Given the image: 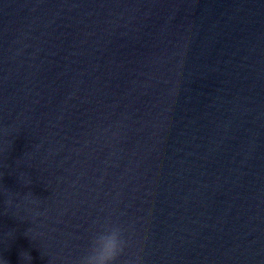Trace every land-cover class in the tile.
<instances>
[{
  "label": "water",
  "instance_id": "water-1",
  "mask_svg": "<svg viewBox=\"0 0 264 264\" xmlns=\"http://www.w3.org/2000/svg\"><path fill=\"white\" fill-rule=\"evenodd\" d=\"M106 219L114 264H264V0H0V259Z\"/></svg>",
  "mask_w": 264,
  "mask_h": 264
},
{
  "label": "clouds",
  "instance_id": "clouds-1",
  "mask_svg": "<svg viewBox=\"0 0 264 264\" xmlns=\"http://www.w3.org/2000/svg\"><path fill=\"white\" fill-rule=\"evenodd\" d=\"M18 178L23 185L31 183L30 177L26 174H20ZM25 196L34 202L35 198L30 192ZM9 201L12 203L11 195H9ZM124 239L125 233L121 224L116 220L106 219L93 231L87 248L75 264H114L116 253ZM22 258H30V256L23 253ZM0 264H4L3 259H0Z\"/></svg>",
  "mask_w": 264,
  "mask_h": 264
}]
</instances>
